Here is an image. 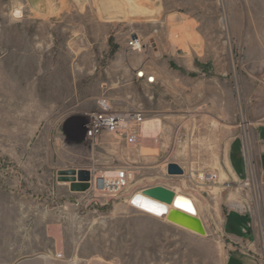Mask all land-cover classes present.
Instances as JSON below:
<instances>
[{
	"label": "rangeland",
	"instance_id": "1",
	"mask_svg": "<svg viewBox=\"0 0 264 264\" xmlns=\"http://www.w3.org/2000/svg\"><path fill=\"white\" fill-rule=\"evenodd\" d=\"M140 69L159 78L137 79ZM263 73L264 0H0V260L50 249L67 264H226L237 242L222 227L198 234L129 198L163 181L197 203L186 159L205 142L211 158L227 150ZM100 99L158 119L156 133L136 146L86 137ZM172 160L183 175L166 173ZM120 167L133 173L128 186L100 191L95 176ZM81 168L93 174L84 192L56 179Z\"/></svg>",
	"mask_w": 264,
	"mask_h": 264
},
{
	"label": "crops",
	"instance_id": "2",
	"mask_svg": "<svg viewBox=\"0 0 264 264\" xmlns=\"http://www.w3.org/2000/svg\"><path fill=\"white\" fill-rule=\"evenodd\" d=\"M153 74L155 72H152ZM156 74V73H155ZM159 76L155 75V82ZM259 79V90L251 91L245 98V107L238 111V119L241 125L234 130V136L228 143L226 151L214 150L213 157L208 156L206 150L208 143L205 142L197 150V156L186 159V166L190 179L196 181L194 187H190L192 191L197 193V203L195 199L188 195V192L183 191V186L178 184V187L173 184H167L163 181H157L154 185H162L173 190L175 193H182L189 196L198 211L202 212L201 220L205 225L219 226L227 235L233 236L231 239L237 242V251L228 253L226 264H257V257L254 256V239L258 242V228L253 217L243 212L240 207L243 205L245 198L241 190L237 187L234 191L225 183L226 179H240L243 172V153H242V138L245 136L248 140L252 154L254 155L258 170L264 182V73L257 77ZM206 105H202L204 108ZM206 108V107H205ZM197 109V108H196ZM245 123H241L244 119ZM245 119V120H246ZM193 121V120H192ZM243 134H245L243 136ZM198 139V138H196ZM217 140V139H216ZM176 142V141H175ZM219 145V144H218ZM216 145V146H218ZM237 145V146H236ZM195 146H198L197 144ZM174 152V151H173ZM179 152V151H178ZM191 154H194L191 152ZM173 162L184 168V164L179 160ZM184 170V169H183ZM199 172L215 173L217 179L214 182H207L197 179ZM222 174L224 175L222 178ZM178 176V175H176ZM177 188L181 191H177ZM264 190V185H263ZM200 194V195H199ZM208 211V213L206 212ZM262 212L264 217V193ZM199 216V215H198ZM237 224H236V223ZM236 228V230H234ZM254 233V236H253ZM258 260H262L261 250L259 248ZM234 258L235 262H231ZM0 264H67L65 260L55 256L54 251L47 249L43 253H28L24 256L3 262Z\"/></svg>",
	"mask_w": 264,
	"mask_h": 264
},
{
	"label": "built area",
	"instance_id": "3",
	"mask_svg": "<svg viewBox=\"0 0 264 264\" xmlns=\"http://www.w3.org/2000/svg\"><path fill=\"white\" fill-rule=\"evenodd\" d=\"M129 46L133 50L141 51L143 44L140 39L135 36L129 40ZM137 79L144 80L148 84L155 83V75L140 69L135 72ZM90 119L87 122L86 137H92L95 141L103 134H115L121 136L124 142L129 146H136L140 137L142 125L145 119V113L140 110L128 109L122 112L113 110L105 99L98 101V109L91 112ZM245 134H243L244 136ZM243 153V172L238 179V188L241 190L245 201L243 205L238 207L250 217L255 219L258 228V242L261 250L262 260L264 259V217L262 212L263 204V179L258 170L257 162L252 154L247 138H242ZM91 172V171H90ZM93 174L91 173L90 185L92 183ZM102 181H104V177ZM110 178V177H109ZM133 178V173L128 167H120L117 169L109 181H104L107 189L104 192L117 193L121 189L128 186ZM198 178L207 182H214L217 177L215 173L200 172ZM227 184V183H226ZM55 256L64 259L62 252H57ZM264 261V260H263Z\"/></svg>",
	"mask_w": 264,
	"mask_h": 264
},
{
	"label": "bare ground",
	"instance_id": "4",
	"mask_svg": "<svg viewBox=\"0 0 264 264\" xmlns=\"http://www.w3.org/2000/svg\"><path fill=\"white\" fill-rule=\"evenodd\" d=\"M158 127H159L158 119H146L143 123V129L141 130L143 133L142 135L140 134L141 136L138 138V140H140L141 137L146 138L147 140V137H149L150 134L156 133ZM154 142H155V139H154ZM151 151H153V149H151ZM113 174L111 173L103 174L104 181H109L110 178L113 176ZM104 181H101L102 187L104 186V188L107 189L106 184L103 185ZM105 189H100V191H105ZM177 195H179L180 197V200L176 202L177 205L183 209H188V210L193 211L194 214H191L192 216H189L187 214L188 212L183 213L184 210L177 211L176 209L173 211L172 214H170V210L174 208L173 205L159 204V202H156L153 199H149V197L142 194L141 191L134 192L129 198V203L133 207L140 209L144 212H147L151 215L157 216L159 218H163L167 220L168 216L170 217L172 216L173 219H177L179 220V222L189 225L192 229L184 227L182 225L181 227L187 228L188 230L198 233V234H199V231H201L203 234H206L204 224L201 218L197 215V210H196L193 200L190 197L183 195L181 193H177ZM149 209H153V210H149ZM162 211H165V213L162 214ZM168 221L171 223H174L171 220H168ZM174 224H177V223H174ZM177 225L180 226V224H177Z\"/></svg>",
	"mask_w": 264,
	"mask_h": 264
},
{
	"label": "water",
	"instance_id": "5",
	"mask_svg": "<svg viewBox=\"0 0 264 264\" xmlns=\"http://www.w3.org/2000/svg\"><path fill=\"white\" fill-rule=\"evenodd\" d=\"M135 37V35L133 36ZM166 173L168 175H183L184 170L183 168L175 162H168L166 164ZM57 181H62L68 183V187L70 191L73 192H84L90 187V179H91V172L88 169H63L57 171ZM102 177L101 175L95 176V185L97 188L102 187ZM142 194L149 197V199H153L159 204L165 205H173L174 208L170 210V214L176 209L177 211H183V213L188 212L189 216L194 214L193 211L188 209H183L177 205V201L180 200L179 195L175 193L173 190L164 187L162 185H154L150 187H146L141 190ZM165 211H162L164 214ZM167 220H171L174 223L180 224V226H184L187 228H191L189 225L179 222L177 219H173L172 216H168ZM192 229V228H191ZM199 234H203L199 231Z\"/></svg>",
	"mask_w": 264,
	"mask_h": 264
},
{
	"label": "clouds",
	"instance_id": "6",
	"mask_svg": "<svg viewBox=\"0 0 264 264\" xmlns=\"http://www.w3.org/2000/svg\"><path fill=\"white\" fill-rule=\"evenodd\" d=\"M10 23L19 22L22 18L21 6L17 5L13 7L9 12Z\"/></svg>",
	"mask_w": 264,
	"mask_h": 264
},
{
	"label": "trees",
	"instance_id": "7",
	"mask_svg": "<svg viewBox=\"0 0 264 264\" xmlns=\"http://www.w3.org/2000/svg\"><path fill=\"white\" fill-rule=\"evenodd\" d=\"M236 223V222H235ZM237 224V223H236ZM234 230H236V228L234 229Z\"/></svg>",
	"mask_w": 264,
	"mask_h": 264
},
{
	"label": "snow or ice",
	"instance_id": "8",
	"mask_svg": "<svg viewBox=\"0 0 264 264\" xmlns=\"http://www.w3.org/2000/svg\"><path fill=\"white\" fill-rule=\"evenodd\" d=\"M149 210H153V209H149Z\"/></svg>",
	"mask_w": 264,
	"mask_h": 264
}]
</instances>
